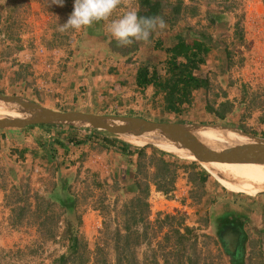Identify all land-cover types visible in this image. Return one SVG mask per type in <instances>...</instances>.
<instances>
[{"label":"rangeland","instance_id":"374dc122","mask_svg":"<svg viewBox=\"0 0 264 264\" xmlns=\"http://www.w3.org/2000/svg\"><path fill=\"white\" fill-rule=\"evenodd\" d=\"M49 3L0 0V95L67 112L56 95L58 89L50 87L55 75L65 81L71 55L83 56L78 72L88 74L91 64L103 56L110 64L121 55L122 60L139 61L133 56L139 43L118 47L111 37L99 41V34L109 35L103 21L80 32L60 33L58 26L74 11V0H65L63 7ZM128 4L140 16H162L167 25L162 38L201 37L212 47L214 55L207 57L204 67L212 82L207 101L215 107L227 102L226 119L219 122L213 114L199 119V111L206 116L201 108L204 95L183 116L165 113L162 100L155 105L149 92L127 95L119 78L127 79L117 65L105 71L111 81L106 84L109 93L101 96L103 103L89 101L97 95L79 89L76 106H70L94 115L225 124L264 136V0H128ZM127 10L118 8L110 19ZM103 41L114 51L108 57L104 52L95 55L92 49ZM38 46L57 55L46 64L35 57L26 59ZM192 109L200 110L191 115ZM51 126L0 131V264H191L190 258L196 264H235L224 248L227 241L235 244V257L246 255L244 264H264L263 170L249 174L235 164H200L211 174L202 181L201 166L153 143L137 145L113 135L116 142L110 146L103 134L87 126ZM123 141L133 146L127 147L133 153L122 152ZM161 173L170 180L167 191L159 189ZM258 179L261 183L255 187ZM146 181L147 214L146 207L137 205L139 186ZM248 185L254 187L252 195L246 193ZM126 204L127 217L134 211L144 216L135 225L131 220L128 232L121 216ZM235 220L240 225L235 226ZM116 231L123 238L136 237L122 238L123 249L117 251ZM72 238H78L73 256L68 250ZM102 243L104 250L98 252Z\"/></svg>","mask_w":264,"mask_h":264},{"label":"water","instance_id":"95a60500","mask_svg":"<svg viewBox=\"0 0 264 264\" xmlns=\"http://www.w3.org/2000/svg\"><path fill=\"white\" fill-rule=\"evenodd\" d=\"M0 100L15 104L17 106L15 112L20 114V116H0V130L26 129L38 125L81 124L127 138H149L157 144L170 143L193 154L198 161L204 163L264 165V138L253 136L239 128L224 125L153 122L138 117L94 115L78 111L61 112L45 108L24 98H9L3 95H0ZM210 130L234 132L246 141L243 144L228 147H215L213 143L206 142L202 138V135Z\"/></svg>","mask_w":264,"mask_h":264},{"label":"crops","instance_id":"0c3cea01","mask_svg":"<svg viewBox=\"0 0 264 264\" xmlns=\"http://www.w3.org/2000/svg\"><path fill=\"white\" fill-rule=\"evenodd\" d=\"M162 35L163 34H159V35L153 34L152 37H150L151 43H149L147 45H145L143 43H139V46L137 47L136 54L133 55L134 57L136 56L137 58H139V61H138V59L133 60L132 58H130L128 60H122L125 56L121 55V58L119 59V61H117V59H115V61L110 64L109 60L104 59V56H103L101 60L99 59L98 62H96V65L91 64V68L89 70L90 73H88V74H84V73L82 74L81 71L78 72V69H79L78 63H80L82 61L80 57H83V56H80V54L78 52H76V54L71 55L69 58L70 64L72 62V67H70V69L68 71V76H65L66 77L65 81L62 82L61 78H57V75H55L53 77V79L51 80L53 83L54 82L55 83L50 88L54 91H55V88L58 89L56 95L59 96V101H62V102H60L61 105L62 106L66 105L68 107L67 112L72 111V110L76 111V109L70 105H74V103L76 102V98H79L78 93H77L79 89L83 90L86 93L90 91L91 94L94 93L97 95L95 97L92 94L91 99L89 98V101H92V99H93L94 101H102V103H103L102 99L104 98V95L107 96V94L109 93V90H110V88L106 87V84L111 81L109 76H108L109 72H107L108 73L107 74L105 71L111 69L112 66L115 67V65H117L118 69L124 71L125 79H127V81H125V80L121 81V78H119V86L124 88L123 91H125V94L131 95L132 93H140L141 92V94H142L143 92H147V95H148V92H149L151 94L152 100L156 101L155 105L159 106L158 102H159V100H163L164 96L160 93L156 95V89L153 85H150L145 90H142L137 84L138 71H139L140 67L147 66L150 70V73L152 74L153 72H156V75L159 77V79H163V78L167 77V72H166V68H165V61H166L168 55L165 51L160 50V48L157 46V44L159 42H161L162 47H173L174 45H176L180 41V38L182 40H184L187 44H193L195 41H199V42L205 43L207 45V47H209L210 50L207 53L203 54L205 62L203 64H200V69L195 71V74L199 78H201V80H203V81L208 80L210 83V86H211V83H212L211 79L209 78L207 72L204 70V67H206V65L209 63L208 62L209 59L207 57H209V55H210V58H212L214 55V53L212 52L213 51L212 47L210 45H208V43L205 40H201V37L193 39L191 37L190 38L186 37V36L182 37L181 35H179L175 38L174 41H171L169 37H163L162 38ZM98 36H99V38H98L99 41H102L101 37H103L104 40L110 39L109 35L102 36V34H99ZM104 42L105 41H103V44H99V45L97 42L95 43V46H93V48H92L95 55H96V53H97V55L102 54V52H104L105 55L106 54L108 55V53L110 55L111 52L114 53V51H112V49H111V51L108 50V46ZM86 52L90 53L91 51L87 50ZM107 55H106V57L109 56V55L108 56ZM140 59H143V61H141ZM73 61L75 62L74 65H73ZM217 63H219V62L217 61ZM159 68H161V70L158 71ZM105 73L107 75H105ZM83 75H85V77H83ZM78 76L83 77V79H80ZM86 77H88V78H86ZM56 80H59V83H57ZM117 82L118 81H116V83ZM210 86H209V88H201L199 90H195L191 96V98H192L191 104H189V105L187 104L184 106L185 108H193L194 105H196L197 103H199L201 101V95H204L205 96V99L203 102L204 106L202 105L201 108L205 107L204 110L206 113L204 111L203 112L206 114V116H204V114H202V111L201 112L199 111L201 108L198 110L199 114H198V111L196 109H192L191 113H190L191 115H197L198 114L200 120L201 119L204 120L206 117H208V114L212 115V113L207 110V106L209 104L207 101V97L210 96L209 95ZM98 93H99V95H98ZM201 93H203V94H201ZM53 94L55 95V92H53ZM93 96L95 98H93ZM101 96H102V99H101ZM198 98L200 99V101ZM122 100L124 102V99H122ZM125 100H127L126 96H125ZM74 106H76V105H74ZM54 110H56V109L54 108ZM181 115L183 116V113ZM181 115H179V116H181ZM227 115H228V113L226 114V117H227ZM200 123L207 124L206 122H200ZM4 130H13V129H3L2 131H4ZM182 156L184 158L189 159V160L197 161V158L193 154L182 155ZM199 162H200V164H207V163H204L201 161H199ZM208 164H212V163H208ZM224 164H226V163H224ZM228 165H230V164H228ZM237 166L243 172L249 173V174L250 173L255 174L257 171H260V170L264 171V168H258L257 166H254L253 164H249V163L238 164ZM238 225H240V223L237 220H235V226H238ZM227 243H228L227 246H225L224 243H223V245H224L226 252L231 256V258H230L231 263L234 262L235 264H244L243 258H245L246 255L241 254L240 256H238V258L235 257V254L233 253V251L236 249L235 244H233V242L229 243V241H227ZM263 253H264V250H263Z\"/></svg>","mask_w":264,"mask_h":264},{"label":"trees","instance_id":"16d2710c","mask_svg":"<svg viewBox=\"0 0 264 264\" xmlns=\"http://www.w3.org/2000/svg\"><path fill=\"white\" fill-rule=\"evenodd\" d=\"M157 46L160 48V50H163L167 53L168 57L165 61V68L167 72V77L163 79H159V77L156 75V72L150 73V70L147 66L140 67L138 71L137 76V84L142 89L145 90L148 86L153 85L156 89V95L162 94L164 96L162 103L160 106L163 105V110L168 115H181L186 111L185 105H189L192 102V94L195 90H199L201 88H209L210 83L208 80H201L196 74L195 71L200 69V64H203L205 62V59L203 57L204 53H207L210 49L207 47L205 43L195 41L193 44H187L184 40L180 38V41L174 45L173 47H162V43L159 42ZM201 54V55H200ZM216 105L220 104L218 107H215L214 105H211L210 103L207 106V110L214 114L217 120L224 121L226 119V114L228 113V107L227 102H221V103H215ZM9 104H4L0 102V108H7L9 107ZM35 127H41V126H35ZM44 127H52V126H44ZM63 127V126H62ZM73 128V127H71ZM91 130V129H88ZM93 133L98 134L99 131L97 130H91ZM103 141L105 144H114L115 141H112L107 135L104 137ZM127 144H125V147ZM169 164V163H167ZM193 165H196L192 163ZM205 169V168H204ZM206 170V169H205ZM207 171V170H206ZM203 169L201 170L202 173V181L206 180V177L208 176L207 172ZM209 173V172H208ZM210 174V173H209ZM167 174L161 173L157 175L162 181L163 184L159 187L161 190L167 191V189H164L166 187V184H168L167 181ZM211 175V174H210ZM173 181V180H172ZM142 183V182H140ZM144 186L140 185L139 189L141 192L139 194V198L137 199L138 206L141 208L146 207V214L147 211H150V205L148 203V194L150 191V185L149 182H143ZM171 183V182H170ZM170 187V186H169ZM224 187V186H223ZM228 190V189H227ZM229 191V190H228ZM231 192V191H230ZM232 193V192H231ZM142 204V206H141ZM135 206L136 208H140L138 206ZM125 212L123 215H121L124 218L125 223V231H131L132 227L129 226L130 221L133 220V224L135 225L138 223V220H143L144 216L138 217V214L136 211L132 212V217H127L126 213L129 209V205L126 204ZM148 211V212H149ZM125 217L127 218L125 220ZM106 232L109 231V225L105 226ZM188 234L193 233V230H186ZM117 233V234H116ZM137 233V232H136ZM178 233V232H177ZM119 238H117V244H116V250L120 251L121 249V239L123 236H121L118 231L115 232ZM187 234V235H188ZM136 236L125 238H132L135 239ZM183 235H179V238H182ZM123 238V239H125ZM122 239V240H123ZM78 238H72L70 242L68 243V250L71 251V256L76 253L78 248ZM98 244L96 249L98 252H103L105 245ZM99 258H97L96 262L99 263ZM194 259L190 258L191 264H196Z\"/></svg>","mask_w":264,"mask_h":264},{"label":"clouds","instance_id":"9594fccd","mask_svg":"<svg viewBox=\"0 0 264 264\" xmlns=\"http://www.w3.org/2000/svg\"><path fill=\"white\" fill-rule=\"evenodd\" d=\"M64 2L65 0H50L49 7L52 5H58L63 7ZM122 6L127 7L128 10L124 12L123 15H121L119 18L110 19L113 16V13ZM101 21L104 22L107 33L110 35L111 38H113L116 41L118 47L131 46L134 43H141V42L147 45L151 43L150 37H152L153 34L159 35L167 27L166 22L162 16H152V17L140 16L138 14V10L135 7H132L128 4V0H74V11L70 14L67 22L64 24H60L57 30L60 33H65L68 30H74L76 32H80L82 30H87L89 27H92L94 24L99 23ZM38 47H42V46H38ZM37 48L34 49V52ZM48 53L50 54L49 55L50 57L48 58L49 61L50 58L55 56L54 55L51 56L52 54H54V52L48 51ZM109 116H120V115H109ZM124 117H135V116L124 115ZM146 120L152 121L149 119ZM153 122H161V121L153 120ZM164 122H169V121H164ZM173 123L228 126L225 124H202V123H195L189 121L188 122L178 121ZM38 126H50V125H38ZM86 129L94 130L93 128L90 127H87ZM239 129L243 130L242 128ZM95 130L99 131L98 133L103 134L104 137L109 135L110 139L115 142H116L115 139L118 138V136L122 137L123 139L127 138L105 130H99V129H95ZM243 131H245L248 134H251L246 130ZM113 135H117V137L114 138ZM260 138H264V136ZM125 141L127 140L125 139ZM125 141H123L124 145L122 146L123 147L122 152L127 154L133 153V151L127 150V148L125 147L126 144ZM114 144H110V146ZM126 146L128 147V149L129 147L131 149L133 147L130 146V144H127ZM133 149H137V148H133ZM140 151L142 152L144 151V149L143 150L140 149ZM193 163L201 166L198 160L193 161ZM202 169L206 171L203 167ZM207 174L209 173L207 172Z\"/></svg>","mask_w":264,"mask_h":264},{"label":"bare ground","instance_id":"6f19581e","mask_svg":"<svg viewBox=\"0 0 264 264\" xmlns=\"http://www.w3.org/2000/svg\"><path fill=\"white\" fill-rule=\"evenodd\" d=\"M1 103L4 104H9L5 101H0ZM10 105V104H9ZM17 107L14 106H9L7 108H0V116L4 117V116H20V114L18 112H15V109ZM202 138L204 139V141L208 142L210 141L211 143H213V145L215 147H220V146H224V147H228L231 146L232 143H244L246 140L245 138H243L242 136L238 135L237 133L235 134L234 132H230V133H225V132H219V131H208V133L203 134ZM128 142H131L133 144H137V145H145L148 143H155L154 141H152L149 138H144V139H135V138H125ZM153 144V145H154ZM159 146V148L163 150L168 151L167 153L173 152L178 154L180 157H183L182 155H189L191 153H188L186 150H182L179 149L175 146H172L170 143H165V144H157ZM184 158V157H183ZM187 159V158H186ZM254 166H257L258 168H264V165H257V164H253ZM258 184H255V187H257L258 185H260L261 180H257ZM233 185V183H232ZM246 189V193L249 195H252L251 193L254 192V187L252 188L251 185H248L245 187Z\"/></svg>","mask_w":264,"mask_h":264},{"label":"built area","instance_id":"2783aa9c","mask_svg":"<svg viewBox=\"0 0 264 264\" xmlns=\"http://www.w3.org/2000/svg\"><path fill=\"white\" fill-rule=\"evenodd\" d=\"M55 53V52H54ZM50 54L48 53V51L45 49V48H43V47H38L36 50H35V52L34 53H32V54H30V55H27L26 56V59H28V60H31V59H33L34 57L36 58V59H41L42 60V62H43V64H46L47 62H48V56H49ZM57 54L55 53L54 54V56H56ZM48 57V58H47ZM48 65V67L50 66V64H47Z\"/></svg>","mask_w":264,"mask_h":264},{"label":"flooded vegetation","instance_id":"af4514ba","mask_svg":"<svg viewBox=\"0 0 264 264\" xmlns=\"http://www.w3.org/2000/svg\"><path fill=\"white\" fill-rule=\"evenodd\" d=\"M2 95V94H1ZM66 126H69V125H64L63 127H66Z\"/></svg>","mask_w":264,"mask_h":264}]
</instances>
